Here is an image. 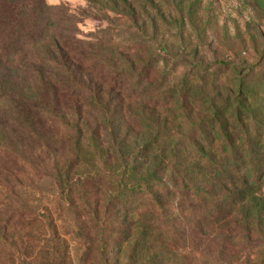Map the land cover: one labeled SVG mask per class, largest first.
<instances>
[{
	"label": "trees",
	"instance_id": "obj_1",
	"mask_svg": "<svg viewBox=\"0 0 264 264\" xmlns=\"http://www.w3.org/2000/svg\"><path fill=\"white\" fill-rule=\"evenodd\" d=\"M132 30L123 31L124 63L102 48L84 49L75 37L82 46L74 67L55 70L42 59L26 73L0 81V253L15 237L11 229L42 246L34 263L70 264L65 247L70 233L38 213L30 199L35 188L24 183L35 181L30 173L51 159L54 167L41 177L52 193L68 190L81 200L84 233L80 227L78 246L101 264L111 239L120 246L132 243L134 256L150 255L146 247L156 241H193L213 246L223 262L253 236L264 174L233 164L218 169L195 164L196 124L178 111L190 87L170 86L168 73H157L156 55L140 51L145 31L137 29L139 36L130 39ZM152 76L161 79L149 81ZM80 167L92 171L85 180L75 177ZM95 189L102 197L89 204L87 192ZM118 210L126 218L116 222ZM137 210L143 214L129 218Z\"/></svg>",
	"mask_w": 264,
	"mask_h": 264
},
{
	"label": "rangeland",
	"instance_id": "obj_2",
	"mask_svg": "<svg viewBox=\"0 0 264 264\" xmlns=\"http://www.w3.org/2000/svg\"><path fill=\"white\" fill-rule=\"evenodd\" d=\"M127 27L140 34L145 31L139 49L146 57L156 55L157 73L166 71L170 86L190 87L178 111L196 124L195 164L201 168L210 164L212 169L233 164L264 174V0H0V81L26 73L42 59L51 58L48 66L55 70L74 67L72 59L82 46L76 38L84 42V49L102 48L124 63L120 54L127 55L123 32ZM136 30L130 39L139 36ZM54 165L53 159L39 164L40 170L30 173L35 181L25 180L35 188L30 199L38 213L53 217L70 233L65 245L70 264H101L78 246L81 200L68 190L52 193L49 180L41 177ZM75 171L82 180L92 172L87 167ZM87 193L92 204L103 191ZM139 214L143 211L129 218ZM124 218L123 210L114 216L116 222ZM254 220L253 236L237 245L239 254L230 250L223 262L216 260L213 246L198 247L193 241H156L146 247L150 255L134 256L132 243L121 247L111 239L105 264H264V199ZM80 232L84 233L83 226ZM8 234L15 236L8 239L14 245H5L0 264H39L34 258L42 246L36 240H28L22 231L18 235L9 229ZM161 250L162 255L156 254Z\"/></svg>",
	"mask_w": 264,
	"mask_h": 264
}]
</instances>
